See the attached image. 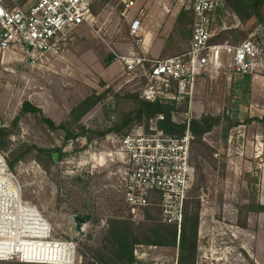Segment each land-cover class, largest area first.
Here are the masks:
<instances>
[{
	"label": "rangeland",
	"instance_id": "rangeland-1",
	"mask_svg": "<svg viewBox=\"0 0 264 264\" xmlns=\"http://www.w3.org/2000/svg\"><path fill=\"white\" fill-rule=\"evenodd\" d=\"M95 0L93 27L81 26L61 60L32 66L19 53H0V153L15 162L23 199L42 213L53 238L77 245L78 264H103V238L112 219L141 226L146 213L162 223L160 209L150 207L135 221L114 189L121 168L118 141L147 123L135 122L121 134L105 138L95 133L112 129L136 110L133 89L123 86V67L106 44L122 55L127 51L152 57L175 56L188 50L192 34L178 22L190 0ZM145 10L136 42L129 22ZM264 19V7L260 10ZM215 43L238 44L252 37L264 47V26L258 17L243 22L225 7L215 24ZM89 113L72 112L88 97L104 95ZM25 102L42 114H22ZM174 119L184 122L205 115L225 116L238 126L223 124L191 148L193 176L189 202L200 203L196 264H264V77L222 76L197 82L192 106L178 105ZM43 117L63 130L52 131ZM206 145V146H204ZM53 154H58L55 162ZM20 159H17L18 157ZM158 209V211L154 210ZM89 217L77 231L73 217ZM151 223V221H150ZM153 223V222H152ZM136 264H178L179 249L137 246ZM21 264V263H0Z\"/></svg>",
	"mask_w": 264,
	"mask_h": 264
},
{
	"label": "built area",
	"instance_id": "built-area-1",
	"mask_svg": "<svg viewBox=\"0 0 264 264\" xmlns=\"http://www.w3.org/2000/svg\"><path fill=\"white\" fill-rule=\"evenodd\" d=\"M94 4L95 0H0V53L17 52L32 66L63 59L75 31L81 26L93 27ZM124 4L126 11L135 7L128 0ZM185 8L193 14V25L190 47L183 53L165 58L146 52L120 55L106 44L113 60L123 67V86L146 102H183L190 110L199 80L264 77V47L255 37L236 45L214 42L224 0H190ZM144 17L146 12L141 9L129 22L130 33L140 46L144 45ZM163 120L159 115L142 131L119 139L116 156L122 166L115 174L114 189L131 221L155 206L163 224L176 226L180 233L193 176L194 137L191 119L182 137L165 134L159 128ZM66 247L67 254L60 252ZM77 253L74 243L55 240L47 219L24 201L18 177L7 155L0 153V263L78 264Z\"/></svg>",
	"mask_w": 264,
	"mask_h": 264
},
{
	"label": "trees",
	"instance_id": "trees-1",
	"mask_svg": "<svg viewBox=\"0 0 264 264\" xmlns=\"http://www.w3.org/2000/svg\"><path fill=\"white\" fill-rule=\"evenodd\" d=\"M227 9L232 10L243 22L253 17H258L264 26V19L260 16V10L264 7V0H224ZM178 22L187 23L189 33L192 34L193 14L186 9L182 10ZM113 58H110V61ZM105 96L92 95L84 100L73 112L74 118H81L89 113ZM132 100L137 105L135 111L126 114L121 123L115 125L107 131L95 133L96 136L105 138L108 134H121L129 130L135 122L149 123L151 119L159 115L164 120L159 123V128L167 135L182 137L187 131V121L177 122L174 117L178 113L177 103H150L142 100L138 95H133ZM22 114H42V111L28 102L22 107ZM264 122V117L261 119ZM43 122L48 124L52 131L63 130L66 132V139L77 138L74 132L64 124L57 126L52 120L43 117ZM226 124L230 130L238 123H233L225 116L205 115L201 119H193L190 123V132L194 137L192 145L202 144L205 135L210 134L215 128ZM191 145V148H192ZM206 146V145H204ZM19 156L17 159H20ZM15 162L10 164L13 169ZM264 209V207H262ZM158 211V209H154ZM151 221V223H150ZM153 222V223H152ZM200 225V203H185L184 217L181 232H178L176 226H170L152 221L151 213H146V223L141 226H135L128 220L112 219L108 221V230L103 238L104 253L100 255L103 264H136L134 250L137 246H153L160 248L179 249L178 264H196L198 250V231Z\"/></svg>",
	"mask_w": 264,
	"mask_h": 264
},
{
	"label": "water",
	"instance_id": "water-1",
	"mask_svg": "<svg viewBox=\"0 0 264 264\" xmlns=\"http://www.w3.org/2000/svg\"><path fill=\"white\" fill-rule=\"evenodd\" d=\"M53 159L55 162L58 161V154H53ZM73 221L76 225V229L77 231H81V227L86 224L87 222L90 221V218L89 217H80V216H75L73 217Z\"/></svg>",
	"mask_w": 264,
	"mask_h": 264
},
{
	"label": "bare ground",
	"instance_id": "bare-ground-1",
	"mask_svg": "<svg viewBox=\"0 0 264 264\" xmlns=\"http://www.w3.org/2000/svg\"><path fill=\"white\" fill-rule=\"evenodd\" d=\"M50 252V249L48 250ZM61 251H64L66 254L68 253L69 249L66 247L64 250H60ZM52 252L54 253L55 252V249L52 250ZM56 252L58 253V250L56 249Z\"/></svg>",
	"mask_w": 264,
	"mask_h": 264
},
{
	"label": "crops",
	"instance_id": "crops-1",
	"mask_svg": "<svg viewBox=\"0 0 264 264\" xmlns=\"http://www.w3.org/2000/svg\"><path fill=\"white\" fill-rule=\"evenodd\" d=\"M128 53H131L130 51H127V52H125L124 54H128Z\"/></svg>",
	"mask_w": 264,
	"mask_h": 264
},
{
	"label": "flooded vegetation",
	"instance_id": "flooded-vegetation-1",
	"mask_svg": "<svg viewBox=\"0 0 264 264\" xmlns=\"http://www.w3.org/2000/svg\"><path fill=\"white\" fill-rule=\"evenodd\" d=\"M85 225V224H84Z\"/></svg>",
	"mask_w": 264,
	"mask_h": 264
}]
</instances>
